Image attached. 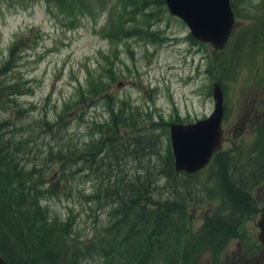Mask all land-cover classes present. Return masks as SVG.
I'll list each match as a JSON object with an SVG mask.
<instances>
[{
    "label": "rangeland",
    "instance_id": "374dc122",
    "mask_svg": "<svg viewBox=\"0 0 264 264\" xmlns=\"http://www.w3.org/2000/svg\"><path fill=\"white\" fill-rule=\"evenodd\" d=\"M230 2L234 30L216 52L190 36L165 0H0V87L18 91L0 99V136L19 146L17 159L27 167L51 171L50 183L60 189L46 205L71 222L75 240L92 241L111 228L118 208L112 187L143 175L156 186L155 202L181 198L186 229L196 237L223 207L218 172L226 160L235 180L254 175V209L235 237L220 249L194 250L188 262L231 264L240 245L242 255L254 250L264 264L257 227L264 204V0ZM214 82L223 90L222 154L197 174L169 178V125L208 117ZM103 137L117 147L91 149ZM121 144L130 147L120 151ZM159 252L149 264H158ZM81 264L111 260L93 254Z\"/></svg>",
    "mask_w": 264,
    "mask_h": 264
},
{
    "label": "trees",
    "instance_id": "16d2710c",
    "mask_svg": "<svg viewBox=\"0 0 264 264\" xmlns=\"http://www.w3.org/2000/svg\"><path fill=\"white\" fill-rule=\"evenodd\" d=\"M18 45L15 43L11 49V58ZM9 64L10 61L1 72ZM5 91L8 96L18 94L16 85L0 87V99ZM45 128L51 131L53 126L45 123ZM114 143V139L103 137L91 149L104 146L110 152L117 147ZM128 146L121 144L119 150ZM18 150L19 146L0 136V255L6 264H81L93 254L110 259L111 264H149L150 256L155 257L154 250L162 254L156 259L158 264H189L194 250L220 249L228 238L235 237L241 219L253 206L254 175L235 180L234 172L228 171V161H223V171L218 172L226 186L223 207L205 218L202 231L194 237L186 229V207L179 203L181 198L175 196L171 203L168 199L157 203L152 199L156 186L150 177L120 179L111 189L118 204L112 211L111 228L92 241H77L71 222L53 217L46 205L45 198L57 193L59 183H50V170L23 164L17 159ZM221 154H215L212 161ZM164 170L169 178L173 173L183 174L174 172L171 153L166 157ZM166 244H171V248L166 249Z\"/></svg>",
    "mask_w": 264,
    "mask_h": 264
},
{
    "label": "water",
    "instance_id": "95a60500",
    "mask_svg": "<svg viewBox=\"0 0 264 264\" xmlns=\"http://www.w3.org/2000/svg\"><path fill=\"white\" fill-rule=\"evenodd\" d=\"M165 4L170 14L188 27L194 40L209 44L216 52L224 48L233 33L235 17L230 0H165ZM211 91L214 108L208 117L193 123L169 125L173 168L177 173H198L222 149L224 105L221 84L214 82ZM257 227L258 240L264 248V204ZM0 264H6L1 255Z\"/></svg>",
    "mask_w": 264,
    "mask_h": 264
},
{
    "label": "flooded vegetation",
    "instance_id": "af4514ba",
    "mask_svg": "<svg viewBox=\"0 0 264 264\" xmlns=\"http://www.w3.org/2000/svg\"><path fill=\"white\" fill-rule=\"evenodd\" d=\"M223 138H224V133H223ZM224 142L225 141L223 139V146H224ZM223 146H222V148H223ZM258 213L260 214V209H259V212ZM262 253H264V248L262 249ZM238 254L240 255V256H238V258H234L236 255H233V261L231 262V264H261V261H259L258 257L255 255L256 254V251H254V250L248 251L246 253H243L245 255H242L241 254L240 245H238ZM261 260L264 261V258L261 257Z\"/></svg>",
    "mask_w": 264,
    "mask_h": 264
}]
</instances>
